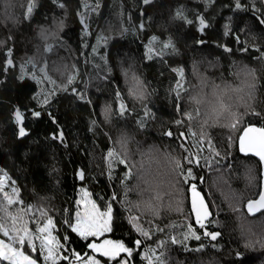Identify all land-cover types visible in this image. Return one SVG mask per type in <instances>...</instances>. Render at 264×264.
<instances>
[{"label": "trees", "instance_id": "trees-1", "mask_svg": "<svg viewBox=\"0 0 264 264\" xmlns=\"http://www.w3.org/2000/svg\"><path fill=\"white\" fill-rule=\"evenodd\" d=\"M242 2L250 6V0ZM96 3L99 8L92 11ZM256 3L264 8L259 0ZM30 4L34 5L33 11L30 19H25ZM84 4L89 7H84ZM234 4L235 0H213L207 7L205 0H152L148 5H144L142 0H0V40L6 42L0 48V179L7 177L5 191L9 193L12 189L8 184L14 180L24 202L9 210L15 214L24 205H30L37 217L44 211L54 218V223L58 222L53 234L61 242L64 235H70L66 245L68 249L82 255L92 254L106 264H115L107 257L92 253L87 248L88 241L71 233L64 224L65 209L70 210L74 217L79 187H84L101 209L115 192L119 200L114 202L113 231L106 233V238L123 240L128 245L137 238L143 239L129 223L128 209H132V215L140 217V227L145 230L156 225L165 228L164 232H155L151 240L144 241V245L136 250L139 255L132 264H147L143 256L149 246L157 249V254L164 251L168 264H264V248L259 245L245 248V239L241 235L242 232L258 235L264 231V211L255 216L245 211L247 201L256 198L260 191V162L253 156L241 155L236 142L238 132L248 122L264 125L258 117L246 115L239 128L231 131L224 126L231 120L227 113L218 120L213 116L206 125L205 117L197 115L198 111L203 113L207 110L206 104H197L192 99L194 96L210 99L213 84H230L244 91L228 92L225 89L221 93L225 103L231 105L233 113L244 112L247 88L251 86V103L257 111L264 112V58L255 48L241 52L244 45L235 43L232 36L224 35L225 25H229L248 45L264 48V27L253 19L251 11H236ZM178 10H182L193 23L188 25L177 19ZM78 12L84 13L87 34L80 24ZM198 14H202L209 25L203 33L197 30ZM10 16L17 22L13 23L8 18ZM61 20L64 22L62 29L58 27ZM141 24L143 29L139 27ZM153 35L158 38L153 45L155 51L161 49L162 41L171 39L177 52L163 58L146 59V45ZM9 36L12 39L9 40ZM198 40L206 43L198 45ZM46 45L51 46L50 50H45ZM220 45L232 51H224ZM92 46H95V51ZM8 48L13 49L11 58L15 66L5 73ZM29 57L35 58L37 66L32 69L28 65L29 76L21 80L20 65ZM41 67L57 85H65L68 75H74L75 79L68 85L67 92L55 91L49 103L42 105V116L37 119L28 111L41 108L33 97L39 94L42 101L54 89L47 80L38 84L29 78L32 73L39 78ZM172 68H182L185 73L183 83L186 90L181 93L179 101L171 91L179 79ZM124 69H131L128 77H125ZM132 73L143 81L147 89L144 100L129 95ZM72 88L85 94V99L73 94ZM117 91L122 92L123 102L133 115L123 119L118 114L113 115L111 121L106 122L103 110L105 106L112 107L114 111L118 108ZM240 97H245V100ZM177 102L182 105L184 113L192 115V120L182 117L176 109ZM144 105L153 116L145 118L146 126L140 128L136 120L143 117ZM16 107L26 117L27 135L24 137L18 135V126L14 122ZM49 114L58 123H54ZM182 118L190 129L187 143L192 154L200 152L201 166L196 168V172L203 180L198 187L203 189L207 201L212 204L211 211L218 221L211 225V230L222 232V237L216 242L204 237L202 231L198 232L201 240L189 238L185 242L187 247L172 245L170 237L183 240L187 225L192 224L194 228H199V225L194 223L188 194L178 193L173 187L175 173L169 160L170 156L180 157L187 153L179 148L178 141L163 135L170 128L178 133L181 128L174 121ZM93 120L98 126L93 125ZM61 131L63 142L52 139ZM201 132L213 139L222 156L227 151V156L215 157L207 144L202 149L196 147ZM230 132L233 137L231 147L228 146ZM114 141H124L133 162H144L145 169L141 171H147L145 179L149 184L137 175L122 184L126 169L115 162L109 174L108 150L115 147L124 152L121 143L114 145ZM80 170L86 171V180L77 177ZM146 188L150 192H145ZM157 194L161 199L151 201L159 209V216L154 217L146 203L149 195ZM2 200L3 192H0ZM177 200L182 201L181 211H176ZM233 208L239 211H233ZM29 226L34 228L35 224ZM0 238H4L2 234ZM4 239L7 242V238ZM161 240L167 247L158 249ZM201 243L205 247L195 251ZM214 243L219 250L212 247ZM237 250L241 254L239 259L235 255ZM68 254L71 256L70 252ZM60 264L68 262L61 261Z\"/></svg>", "mask_w": 264, "mask_h": 264}, {"label": "snow or ice", "instance_id": "snow-or-ice-1", "mask_svg": "<svg viewBox=\"0 0 264 264\" xmlns=\"http://www.w3.org/2000/svg\"><path fill=\"white\" fill-rule=\"evenodd\" d=\"M55 2V0H53ZM144 5H148L152 0H142ZM213 0H205L206 7L211 4ZM259 3L264 4V0H259ZM34 5L30 4L27 12L25 13L24 18L30 19ZM60 7H64L63 4H60ZM84 7H89L87 4H84ZM99 8V4L96 3L95 7H92V11H96ZM234 10L236 11H251L253 19L261 26L264 27V8H261L257 5L256 0H250V6L242 2V0H235ZM78 15L81 16V23L84 25L85 34L88 31V25L84 19V13L78 12ZM12 20L13 23H16L17 20L15 17H8ZM177 19L184 20L188 25L193 23L192 20H188L182 13V10L177 11ZM231 19V17L229 18ZM197 20L199 23L198 31L203 33L204 30L209 26L202 14L197 15ZM58 27L62 29L64 27V22L61 20L58 23ZM141 29L144 28V25L139 26ZM127 29H125L126 31ZM243 31V29H241ZM43 35V30H42ZM55 35V33H53ZM225 36H232L235 43L244 45L240 48L241 52L249 51L250 47L255 48L257 52L260 53V57L264 58V48L256 47L255 45H248L246 41L241 40L240 35L233 32L229 25H225ZM47 39V36L44 37ZM8 39H12L11 36ZM158 41V38L153 35L150 38L149 44L146 45L147 51L145 53L146 59L152 60L154 57H161L175 54L177 52L171 39L167 41H162V47L159 51L154 50V43ZM4 40H0V48H3L5 45ZM206 43L204 40H198V45H203ZM87 46V45H85ZM50 45H46L45 50H50ZM224 48V51L231 52L232 49L220 45ZM93 51L96 50L95 46H92ZM13 55V49L8 48L5 52V65L4 72L7 73L9 68L14 67V61L11 58ZM167 61H165L166 63ZM28 65H31L32 69H35L37 62L35 58L29 57L27 60L20 65V76L19 79L23 80L26 76H29ZM173 72L177 74L179 79L175 81V87L171 89L175 93L177 101L181 99V93L185 91L183 78H184V69L182 68H172ZM131 69H124L125 77L129 76ZM39 78H37L36 73H32L29 78L36 80L38 84L43 83L47 80L49 83L54 85L53 92L45 96L41 101L39 99V94L35 95L33 99L37 100L38 105H41L40 109H29L31 116L34 118H41L42 116V105L48 104L52 95H55V91L59 89L60 91L67 92L68 85H71L75 79L74 75H68L67 83L63 86L57 85L56 81L52 76L46 72L44 67L39 68ZM132 85L129 87V95L136 97L140 100H144L147 95V89L144 87L143 81L132 73L131 75ZM207 85L205 84L204 87ZM212 97L205 100L203 96L200 99L197 97H192L197 104H206L207 110L203 113L197 112L198 116L205 117V124L208 125L209 120L213 116L217 120L224 115L225 113L231 116L229 123L224 126L229 128L231 131H236L239 128L241 121L246 115H252L258 117L261 120L262 125H264V112L257 111L253 104L251 103L253 99L252 87L248 86L246 97H240V99L245 100L244 102V112L233 113L231 111V105L225 103L224 96L221 94L227 89L228 92H243L244 89L240 87L233 88L230 84H213ZM204 91V88H201V92ZM71 92L81 100L85 99V94L80 93L76 88H72ZM199 95V93H198ZM116 100L118 102V108L114 111L112 107L105 106L103 110V115L106 122L111 121L113 115H117L123 119L127 116L133 115L131 109L128 105L123 102V94L120 91L115 93ZM91 103V101H88ZM219 106V107H217ZM176 109L181 113L182 117L186 120H192V115L190 113H184L182 105L177 102ZM14 122L18 126V135L24 137L27 135L26 127L24 126V121L26 119L24 113L19 107L14 108L13 111ZM51 116V114H49ZM153 114L151 110L144 105L143 117H140L136 120L137 125L140 128L145 127L144 120L145 118H152ZM54 123H58L54 116H51ZM177 119L174 121V124L179 126L181 130L176 133L173 129H169L163 133L164 136L169 137L175 141H178L179 148L183 150L187 155H182L180 157H169L170 163L173 166V171L175 173V180L173 187L176 188V191L179 193L181 191L188 194L190 199L191 212L194 216L195 225H199V228H194L192 224L187 225V232L184 234L183 240L178 239L173 236L170 237V242L172 245L182 244L184 247H187L185 243L189 238L195 239L196 241L201 240V235L198 232L202 231V235L206 238H209L211 241L216 242L218 238L222 237V232L218 230H211V225L218 223L215 220V214L211 211L212 204L207 201L206 196L203 194V189L198 187L200 181L203 180V177L196 172V168L200 167V152L197 151L195 155L192 154L191 147L188 145L187 141L190 135V129L187 128L185 119ZM93 125H97V121H92ZM98 126V125H97ZM192 136H195V133H191ZM52 139H59L61 142L64 140L63 132H59L57 135H54ZM121 143V147L124 148V152L121 153L115 147L111 148L107 152V161H108V171L109 174L113 171V162L123 165L126 171L124 172L123 179L121 183L137 175L140 179L143 180L145 184H149V180L145 179L147 176V171L141 170L145 169L144 162L140 161L135 163L131 159V153L125 148L124 141H114L115 143ZM233 142V137L231 132L228 137V146L231 147ZM238 144L239 151L245 154H252L259 158V161L264 165V126L257 127L252 122H248L247 126H244L238 132ZM207 144L208 150L212 152L215 157L225 158L227 156V151L221 154L217 149L213 139L205 132H201L200 138H198L197 144L195 145L198 148H203ZM141 155H144L142 152ZM217 163L219 160L216 161ZM134 170H136L134 172ZM77 177L80 180H86L87 175L85 170H80L77 172ZM7 177L0 179V192H3V200L0 201V234L4 238H7V242L4 238H0V264H60L61 261H67L68 264H73V260L77 264H101V261L96 259L95 256L90 254H80L75 250L68 249L66 245L70 241V235L66 234L61 239L57 238V235H54L53 232L57 228L58 222L54 223V218L45 213L44 211L40 212V216L37 217L33 211L32 206L24 205L13 214L9 209L16 205H23V201L19 197V189L16 187V182L11 181L12 190L11 193L5 191ZM195 181V182H194ZM187 185L186 188L182 187ZM145 192H150V189H144ZM255 199H249L246 203V209L248 214L259 213L264 210V187L257 193ZM103 199V197H102ZM161 197L157 194L155 196L149 195L148 202L146 207L149 208L154 217L159 216V209L154 207L151 204L152 200H159ZM119 197L115 192H113L111 199L107 202L104 207V210H101L97 206L96 202L89 199V194L84 193V196L81 200H77L76 204L79 207L83 203V210H77L75 216L73 217L70 210L65 209L66 213L64 224L67 225V229H70L71 233H75L82 240L88 241L87 248L91 250L92 253H98L102 257H107L109 260L114 261L115 264H132V261L135 260L136 255L139 253L136 251L144 245L145 240H151L155 232H164L165 228H161L159 225H156L154 228H149L145 230L140 227V217L132 215V209H128L129 212V223L131 226L140 234L141 238H137L133 241L132 245L126 244L123 240H114L105 237L106 233L113 231V212H114V202H117ZM182 201H176V211H181ZM233 211H239L237 208H233ZM29 213H32L29 216ZM25 217H28L25 219ZM34 223L35 227L30 228V224ZM149 224L152 221H148ZM66 229V231H67ZM244 236L245 242L244 247L250 248L254 245H259L261 248H264V231L261 233L253 234L251 232L245 234L241 233ZM92 238V239H90ZM167 244L165 241L161 240L158 242L157 248L162 249L166 248ZM205 245L201 243L195 251H201ZM214 249L219 250L217 244H212ZM71 253V256L68 253ZM236 258H240V252L237 250ZM164 251H160L157 254V249L147 248L143 259L147 261V264H168L167 260L164 258Z\"/></svg>", "mask_w": 264, "mask_h": 264}, {"label": "rangeland", "instance_id": "rangeland-1", "mask_svg": "<svg viewBox=\"0 0 264 264\" xmlns=\"http://www.w3.org/2000/svg\"><path fill=\"white\" fill-rule=\"evenodd\" d=\"M8 188L11 190L12 189V186H11V184H8ZM85 192H87V190L84 188V187H79V189H78V193H77V197H76V200H75V212L77 211V210H83V203H81V205L78 207L77 206V204H76V201L77 200H81L82 199V197L84 196V193ZM88 193V192H87ZM89 194V193H88ZM89 199H91L92 200V198L90 197V195H89ZM101 210H104V209H101ZM75 212H74V216H75ZM92 255V254H91ZM96 258V257H95ZM97 259V258H96ZM106 264L105 262H101V264ZM42 264V263H41ZM74 264H77V262L76 263H74ZM133 264H137L136 262H134Z\"/></svg>", "mask_w": 264, "mask_h": 264}, {"label": "water", "instance_id": "water-1", "mask_svg": "<svg viewBox=\"0 0 264 264\" xmlns=\"http://www.w3.org/2000/svg\"><path fill=\"white\" fill-rule=\"evenodd\" d=\"M78 19H79V21H80V24L84 27V25L81 23V16H79L78 15ZM255 126H257V127H260V126H258V125H255ZM238 141V140H237ZM237 147H238V144H237ZM238 150H239V148H238ZM240 152V151H239ZM240 154L241 155H244V156H253V157H255V158H257L258 160H259V158L258 157H256V156H254V155H252V154H245V153H242V152H240ZM260 162V161H259ZM260 168H261V184H260V190H261V188L262 187H264V165H262L261 164V162H260ZM256 198H258V197H256ZM255 199V198H254ZM245 211L247 212V209H246V204H245ZM262 211H264V210H262ZM261 211V212H262ZM260 213V212H259ZM258 213H253V214H249V215H251V216H255V215H257Z\"/></svg>", "mask_w": 264, "mask_h": 264}]
</instances>
